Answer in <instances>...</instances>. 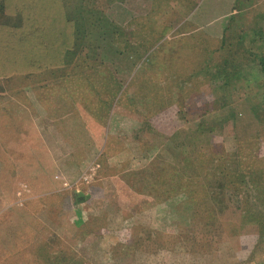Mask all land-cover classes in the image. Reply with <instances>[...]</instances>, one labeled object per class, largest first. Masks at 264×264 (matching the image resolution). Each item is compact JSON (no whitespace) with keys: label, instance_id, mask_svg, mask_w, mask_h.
Masks as SVG:
<instances>
[{"label":"rangeland","instance_id":"obj_1","mask_svg":"<svg viewBox=\"0 0 264 264\" xmlns=\"http://www.w3.org/2000/svg\"><path fill=\"white\" fill-rule=\"evenodd\" d=\"M1 1L0 264H264V87L246 50L264 47V0H89L125 26L116 43L75 3ZM235 159L252 201L194 204Z\"/></svg>","mask_w":264,"mask_h":264},{"label":"trees","instance_id":"obj_2","mask_svg":"<svg viewBox=\"0 0 264 264\" xmlns=\"http://www.w3.org/2000/svg\"><path fill=\"white\" fill-rule=\"evenodd\" d=\"M106 1H109V0H106ZM88 2H89V0H64V6L67 8L71 5V3H75L76 4L75 8L77 7V12L79 13L80 16L83 17V19L87 22V24H88V22H90V25L94 24V22L96 24V22H98L99 19L106 21V23H107L106 26L112 27L111 28V36L106 37V41L109 40L110 43L112 41L116 43L115 34L121 33L122 34L121 39L125 38L128 35L124 27L121 28V32H120V30H118L120 27H116L114 22L108 21L105 14H103L100 10H96L95 8L90 7ZM5 17H6V14H5V10H4V5L1 1L0 2V20L4 19ZM97 26L101 27L99 25H97ZM167 29H168V31L170 30V28L168 26L164 28V30H167ZM259 31H260V29L258 30V32ZM97 33L100 34L99 28L97 29ZM85 39H86V41H85ZM94 39L100 40V38H96V37L92 36V33L90 36L88 30L85 31L84 37L80 38L79 34H77V38H76L77 42L79 41V45L80 44L84 45L85 42L89 44V45L86 44V46H82V48H81L82 52L84 50H91L92 52L96 51V48L98 46L93 45L92 40H94ZM223 40H225V39L223 38ZM83 41H85V42L83 43ZM241 41L242 40L239 39V42H241ZM106 47L108 49H111L112 46H106ZM86 48H88V49H86ZM112 48L115 49L114 47H112ZM252 49H253V47H246V50L250 52V57L252 56L251 65L253 67H251V75L253 77V84L254 85L257 84L259 87H264V47H262V51L260 53L258 52V54H256L255 52H252ZM105 50H107V49L105 48ZM81 58L83 59L82 61L85 63L86 58H83V56L81 54H79L77 59L80 62H81V60H80ZM67 63L70 64V62H67ZM222 63H223V65L221 66V73L224 74L223 75V81H224L223 85L226 88H230V87L233 88L236 85V82H238V76L239 75H237L236 73H237V71L239 74L241 72V68L238 67L239 62H236L235 56L229 55V57L226 60H223ZM68 67L63 68L62 72L64 71V73H66ZM218 71H220V70H218ZM231 71H233V72L231 73ZM0 74H1V72H0ZM73 75H75V74H73ZM257 76H258V78L260 76L262 77L260 82H258L259 79H256ZM233 80L236 82H234ZM258 98L260 100V101L258 100L259 101L258 105L261 107V109H258V110L256 109V113L258 114L259 119L262 121V119L264 117V106H262V105H264V94L260 93ZM185 160H187V159L185 158ZM235 161H236V163H231L228 167L224 164H219V163L210 165V168H212L213 166H218V167L212 168V170H211L212 172L216 173V175H218L216 184L214 183V185H216L218 188H217V190L216 189L206 190L207 188H205V189L203 188L202 192L200 193V198H196L195 200H192L194 202V204L202 205L205 209L208 208L210 211H212L215 209V207H218L217 205H219V207L222 208V204H227V202L224 201V199L226 200V198H225V193H227L226 191H233L234 194H232V195H234V196H237L239 194L242 196L244 194L243 191H245V190L248 192V198H249V196H251L250 199L252 201L253 196L249 192L251 190L252 184L257 182V180L254 177V175H252V171L249 173H247L245 170L237 172V170H239L238 167L240 165V160L235 159ZM162 167H163V164L161 162V165H160L161 174L159 175V177L163 176L162 175V173H163ZM180 169L182 170V172H181L182 178H188V177L190 178L189 172H191L192 169H189L187 165H184V166L182 165V168H180ZM211 171H208V172L210 173ZM180 174H178V175H180ZM228 178H229V180H228ZM247 187H248V189H247ZM201 195H202V197H201ZM187 197L191 198L192 194L191 193L188 194ZM229 199H231V198H229ZM248 201H249V199H248Z\"/></svg>","mask_w":264,"mask_h":264},{"label":"crops","instance_id":"obj_3","mask_svg":"<svg viewBox=\"0 0 264 264\" xmlns=\"http://www.w3.org/2000/svg\"><path fill=\"white\" fill-rule=\"evenodd\" d=\"M198 10V9H197ZM125 27V26H124Z\"/></svg>","mask_w":264,"mask_h":264}]
</instances>
